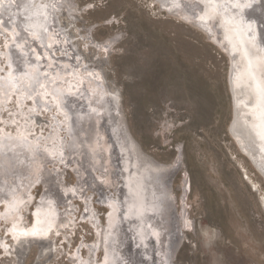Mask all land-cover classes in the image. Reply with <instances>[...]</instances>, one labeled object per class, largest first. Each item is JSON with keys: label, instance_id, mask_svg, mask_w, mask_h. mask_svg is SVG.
<instances>
[{"label": "rangeland", "instance_id": "374dc122", "mask_svg": "<svg viewBox=\"0 0 264 264\" xmlns=\"http://www.w3.org/2000/svg\"><path fill=\"white\" fill-rule=\"evenodd\" d=\"M61 2L64 11L73 17L60 15V25L74 36L72 42L85 56H80L83 62L101 66L119 89L128 129L144 151L168 166L179 162L177 157L172 158L176 149L180 150L181 167L168 176L174 209L186 212L182 213L185 232L175 252L176 264H264V182L257 170L254 168L259 175L231 149L229 138L234 140L227 132L231 99L224 49L215 45L206 31L169 17L152 0ZM2 14H8V9ZM111 39L114 40L109 49L101 45L109 44ZM90 41L100 47L90 45ZM11 45L12 40L0 29V77L9 72L2 55ZM9 103L1 109L0 130L4 126L6 136L12 137L15 121L8 122V118L15 111L13 101ZM37 116L38 124L43 126L38 129L40 134H47L48 117ZM64 131L62 128V141ZM33 132L29 136L33 137ZM4 141L13 148L11 141L0 135V142ZM22 143L20 149L26 154L29 146ZM35 150L42 159L41 166L16 175L18 186L28 184L30 202L22 209L26 226L38 214V203L46 190L45 175L50 176V172L46 173L48 168L59 172L63 188L78 184L70 166L55 165L37 147ZM238 151L241 152L239 148ZM0 174V183H4V187L0 184V264H13L12 257L20 264H87L90 247V264H100L103 252L94 250L95 232L108 220L110 203L99 201L88 184L81 185V191L72 193L69 200L56 195L58 223L63 225L52 227L57 231L53 237L30 244L25 240V250L16 243L11 247V231H7L11 226L1 213L14 211L18 198L13 197L12 175L4 178L5 170ZM115 185L110 179L105 187L113 191ZM10 198L12 202L8 201ZM86 199L90 201L89 212H84ZM47 240L53 246L52 252L45 251L34 263L38 246ZM17 251L23 253L16 254Z\"/></svg>", "mask_w": 264, "mask_h": 264}, {"label": "bare ground", "instance_id": "6f19581e", "mask_svg": "<svg viewBox=\"0 0 264 264\" xmlns=\"http://www.w3.org/2000/svg\"><path fill=\"white\" fill-rule=\"evenodd\" d=\"M152 1L169 17L206 31L208 38L224 49L228 56L227 78L235 86L227 132L264 178V0ZM0 4V29L12 40L11 49L2 55L9 72L0 77V114L9 100L13 101L15 111L8 118V122L15 121V134L7 137L4 126L0 130V135L13 146L0 142V171L5 170L4 178L12 175L13 197L18 198L14 211L1 213V218L11 226L7 229L11 231V247L16 243L25 250V240L29 243L53 237L57 231L52 227L63 225L58 223L56 195L69 200L72 193L81 191V185L88 184L99 201L111 204L108 220L95 232L94 250L99 248L103 252L100 264H176L175 258L169 256L174 241L170 222L172 217L178 218L184 231L182 213L186 212L182 208L176 212L173 203L170 211L165 207L160 209L157 196L165 191L162 170L168 167L171 174L181 167L179 148L176 149L179 155L175 153L172 158L177 157L179 162L164 166L139 147L129 130L121 127V122H115L113 115L116 112L121 115L123 111L119 89L101 66L83 62L85 56L72 42L74 36L60 25V15L73 17L64 11L61 0H3ZM6 9L8 14H2ZM113 40L101 45L109 49ZM89 44L100 47L94 41ZM99 51L105 53L103 49ZM29 60L32 62L28 63ZM37 114L48 117L47 134H40L38 129L43 126L38 124ZM62 128L66 130L63 141ZM32 131L33 137L29 136ZM21 141L29 146L27 155L21 150ZM36 147L53 164L70 166L78 184L63 188L59 172L55 168L45 169L46 173L50 172L49 177L46 173L44 177L46 194L37 202L38 214L33 223L26 226L22 209L30 202L29 192L27 183L18 186L16 175L41 166ZM158 178H162L161 182H157ZM110 179L116 184L113 191L105 187ZM122 181L125 193L119 187ZM0 184L4 187V183ZM117 190L123 196V203L119 202ZM261 200L264 203V198ZM64 203L67 205V201ZM84 204V212H89V199ZM121 204L125 207L124 216L131 219H126L124 224L119 218ZM115 212L118 225H111ZM189 228L187 219L186 229ZM38 248L34 263L45 251L52 252L53 246L48 241ZM90 249L87 264L91 263ZM12 258L13 264L21 263Z\"/></svg>", "mask_w": 264, "mask_h": 264}, {"label": "water", "instance_id": "95a60500", "mask_svg": "<svg viewBox=\"0 0 264 264\" xmlns=\"http://www.w3.org/2000/svg\"><path fill=\"white\" fill-rule=\"evenodd\" d=\"M178 22H181V21H178ZM183 24H185V23H183ZM186 25H188V24H186ZM188 26H190V25H188ZM192 27V26H191ZM200 32V31H199ZM202 32V31H201ZM200 32V33H201ZM204 34V33H203ZM202 33H201V35L202 36H204ZM262 37H264V33H263V36ZM206 39V38H205ZM210 43V42H209ZM212 44V43H211ZM213 45V44H212ZM214 46V45H213ZM215 47V46H214ZM216 48V47H215ZM227 61V60H226ZM227 88H228V94L230 95L229 97H230V99L231 100H233V92H234V90H235V86H234V83H230V81L228 80V78H227ZM225 85H226V83H225ZM232 105H233V103H232ZM121 106V105H120ZM121 108H122V106H121ZM232 109H233V107H232ZM121 115H119V113H115L114 115H113V118H114V120H115V122H121V127H123V129H125V130H129L128 129V126H127V122H126V119H125V117H124V114H123V111H121V113H120ZM105 126V125H104ZM231 131H233V129L231 130ZM129 133H130V131H128ZM107 135H109V130H107ZM113 137V136H112ZM229 138V137H228ZM245 139V142H247V139L246 138H244ZM229 140H230V142H231V149H233L234 150V154H236V155H238L237 157L238 158H241V160H242V162H243V164L246 166V165H250L252 168H253V171H254V174H257V175H259L255 170H254V167L251 165V163H250V161H249V159L245 156V155H243V153H241L240 151H238V148H237V146H236V143L234 142V141H232L230 138H229ZM138 145H139V147L144 151V149H143V147H142V145L138 142V141H135ZM148 154V153H147ZM175 154V153H174ZM177 154L179 155V153L177 152ZM151 158H153L154 160H156L152 155H150V154H148ZM180 155H181V153H180ZM156 161H158V160H156ZM158 162H160V161H158ZM233 162L235 163V161L233 160ZM164 163H166V162H164ZM168 167H166V168H164L163 170H162V177H164L165 178V184H163L164 185V188H165V191H166V187H167V190H168V192H160L159 193V195L157 196V203H158V206L160 207V209H162L163 207H165L168 211H170V209H172V203H173V195H171L172 194V192H171V186H170V178H168V176H169V174H168V172L169 171H167L168 169H167ZM259 177H260V180L261 181H263L264 182V178H262L261 177V175H259ZM161 179L162 178H158V180H157V182H161ZM123 180V179H122ZM123 181L122 182H120V186L119 187H121V189H122V192L123 193H125V189L123 190ZM51 188H53V185L51 186ZM119 189V188H118ZM122 193V194H123ZM125 195V194H124ZM117 196L120 198V201L119 202H124V199H123V196L121 195V193H120V191H118L117 190ZM131 196H128V198H130ZM174 208V207H173ZM125 209V207L121 204V207H120V209H119V218H120V221L124 224V222L126 221V219H130V217H126V216H124V210ZM118 212V211H117ZM134 212L136 213L137 211H135L134 210ZM133 212V213H134ZM113 214V217H112V221L110 222V224L112 225V224H117L118 225V217H117V215H116V212L115 213H112ZM131 220V219H130ZM172 221L170 222V226L173 228V234H174V241L172 242V244H171V249H170V254H169V256L170 257H173V258H175V252H176V250H177V248H178V246L180 245V243H181V240L183 239V237H184V231H182L181 229H180V226H179V224H178V218H173L172 217V219H171ZM169 257V258H170ZM171 259V258H170ZM170 261V260H169Z\"/></svg>", "mask_w": 264, "mask_h": 264}, {"label": "snow or ice", "instance_id": "6c2138e0", "mask_svg": "<svg viewBox=\"0 0 264 264\" xmlns=\"http://www.w3.org/2000/svg\"><path fill=\"white\" fill-rule=\"evenodd\" d=\"M249 7L251 6V5H248ZM262 95H264V93H262Z\"/></svg>", "mask_w": 264, "mask_h": 264}]
</instances>
